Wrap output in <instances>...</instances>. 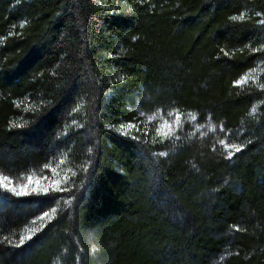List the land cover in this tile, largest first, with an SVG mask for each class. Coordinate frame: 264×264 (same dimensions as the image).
<instances>
[{
  "label": "trees",
  "instance_id": "1",
  "mask_svg": "<svg viewBox=\"0 0 264 264\" xmlns=\"http://www.w3.org/2000/svg\"><path fill=\"white\" fill-rule=\"evenodd\" d=\"M262 85L264 0H0V264H264Z\"/></svg>",
  "mask_w": 264,
  "mask_h": 264
},
{
  "label": "snow or ice",
  "instance_id": "2",
  "mask_svg": "<svg viewBox=\"0 0 264 264\" xmlns=\"http://www.w3.org/2000/svg\"><path fill=\"white\" fill-rule=\"evenodd\" d=\"M234 19H236L234 17ZM239 19H243V17H239ZM248 77L245 76L244 78H242L241 81H238L237 83L242 84L247 82ZM262 87H264V85H262ZM253 112H255V108L253 109ZM178 119V118H177ZM192 119H194V117H192ZM122 128L125 126H121ZM131 127V126H129ZM222 127V126H221ZM165 129H167V131H165ZM172 131V126L169 125L166 121L164 122V124L161 126V128H159L157 130V134L158 135H163L164 137H167ZM221 144L225 147V150L228 151V157L231 158L232 155H234L236 152H240L242 149L240 146H237L235 144H225L224 141H221ZM161 155H166V153H161ZM61 163H63V161H61ZM45 167H49L48 165H46ZM52 171L55 173L56 169H52ZM65 182H67V177L64 178ZM32 183V176H28L27 178V183L20 185L19 190H17L16 187H10L11 185V181L9 180V178L7 176H3L0 175V187H3L4 189L13 192L16 196H20V195H30L31 193L28 191V184ZM55 185L59 186L60 181L57 180L54 182ZM61 191L65 190V189H59ZM44 192L47 193L48 189L47 188H33L32 192H36L37 194H39V192ZM45 216H48L49 213H45ZM31 237L29 236L28 239H30ZM24 243V237H21L20 242L18 245L16 246H20Z\"/></svg>",
  "mask_w": 264,
  "mask_h": 264
},
{
  "label": "rangeland",
  "instance_id": "3",
  "mask_svg": "<svg viewBox=\"0 0 264 264\" xmlns=\"http://www.w3.org/2000/svg\"><path fill=\"white\" fill-rule=\"evenodd\" d=\"M248 77V75H245ZM245 76H243L242 78H244ZM242 78L239 80L241 81ZM189 114L186 115V123H189L195 131H200V130H204L206 128V132L211 131L212 133L214 131L217 130V128L215 129L214 126H206V125H200L197 123V117L196 115H194L193 113L188 112ZM192 117H194V119H192ZM182 122V121H181ZM164 124V123H163ZM169 125L172 126V130L175 128V125H173L172 123H168ZM215 129V130H214ZM165 131H167V129H165ZM53 183L52 181L47 182V180H45V178H41V177H32V183L28 184V190L32 189V188H37V187H44V186H48L49 184Z\"/></svg>",
  "mask_w": 264,
  "mask_h": 264
}]
</instances>
